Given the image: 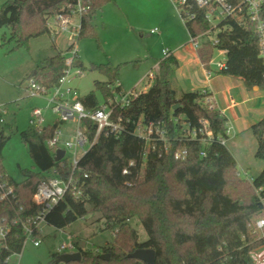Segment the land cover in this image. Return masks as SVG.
<instances>
[{"label":"trees","instance_id":"obj_1","mask_svg":"<svg viewBox=\"0 0 264 264\" xmlns=\"http://www.w3.org/2000/svg\"><path fill=\"white\" fill-rule=\"evenodd\" d=\"M79 0H9L0 8V27L11 32L10 41L18 47L31 39L50 34L49 18L68 14ZM117 0H84L89 9L82 15L78 41L94 36V20L108 3ZM205 9L195 7V21L183 22L189 35H200L209 29ZM219 44L205 43L198 50L199 59L207 71L215 49L228 51L227 69L220 74L242 79L248 88L264 90V64L259 57V41L255 25L248 20L233 18L221 24ZM66 57L58 53L47 59L28 78L51 90L59 84L66 69ZM179 62L172 55L159 63L153 84L139 95L126 111V117L144 118L145 123H161L168 131L170 150L159 145L153 151L146 143L128 132L115 136L104 131L97 143L81 159L74 174L83 191L76 200L68 194L46 216V223L65 229L91 212L101 214L107 228H117L115 239L99 252L79 249L82 259L70 264H145L130 258L138 249L155 251L154 264H255L252 253L264 247V238H257L254 223L264 217V170L252 186L238 173L237 162L227 145L214 141L204 147L189 141L184 161L174 159L179 149L177 139L183 136V123L192 128H208L215 138L226 136L228 119L206 103L207 95L198 92L178 94L172 76ZM106 82H96L95 88L105 98L123 93L119 70L111 64L93 65ZM88 110L99 107L95 92L79 98ZM177 106V107H176ZM176 107V108H175ZM178 120V122H176ZM0 123V181L13 187L14 198L0 202V229H9L6 241L0 245V264L23 251V223L36 217L41 208L33 202L38 185L52 170L67 179L71 169L67 162H56L47 142L63 124L55 121L42 130L29 127L20 138L38 169L24 172V181L11 179L3 166V151L10 136ZM257 141L256 158L264 160V117L251 127ZM95 129L89 137L93 139ZM205 151L206 156L201 157ZM127 171V173H124ZM91 207V210L88 207ZM139 218L148 234V241L139 242L137 231L130 225ZM36 238L41 241L40 233ZM77 247V245H75ZM109 255L104 261L100 255ZM59 255H52L57 264Z\"/></svg>","mask_w":264,"mask_h":264},{"label":"rangeland","instance_id":"obj_2","mask_svg":"<svg viewBox=\"0 0 264 264\" xmlns=\"http://www.w3.org/2000/svg\"><path fill=\"white\" fill-rule=\"evenodd\" d=\"M7 1L9 0H0V8ZM166 2L172 12L165 4L162 5L155 0H117L116 3H108L94 20L95 37L86 36L79 41L73 30L60 33L55 40L47 34L31 39L28 47H18L15 41H10V30L0 27V107L1 111L5 109L8 111L6 116L0 113V117H4L5 130L10 136L3 151V166L11 179L22 182L25 178L24 172H39L20 138V132L30 127L29 117L32 110L35 108L44 110L46 125H52L57 121V116L51 110H46L48 96L34 98L28 97L24 92L31 80L28 77L38 67L44 65L47 59L58 53H63L67 59H73V52L69 47L75 42L77 65L72 70L73 78L68 87L74 90L77 98L95 92L99 105L106 101L104 92L97 91L95 83L106 82L107 79L93 70V65L111 64L118 67L123 92H130L136 87L138 91L145 90L148 85L153 84V80L147 78L143 84L140 83L143 77L146 78L152 72L154 62L163 58L165 50L160 44L161 38L150 35L152 29L150 25L153 21L162 19L166 26V39L173 40L179 32V23L172 16L174 14L181 22L188 45L190 42V35L179 13L170 0ZM51 23L53 24V21ZM72 24L75 27L79 26L80 18L75 17ZM80 70L81 75H75ZM155 71L153 70V74ZM255 88L256 91L259 90ZM252 94L256 96V100L242 107V110H247L245 120L249 125L259 122L264 115L259 109L264 105V90ZM226 102L227 100L223 98L224 106L228 104ZM251 119L253 120L250 121ZM71 126L73 128L75 124L69 123L61 128L67 138L69 135L65 131H69ZM234 128L236 134L227 140L226 145L236 159L238 173L244 180L246 175L256 179L264 170V160L256 158L257 141L248 123L240 122L237 126L234 125ZM88 209L91 210V207ZM130 225L137 231L140 243L148 241V234L139 218H133ZM116 232L117 228H107L106 221L96 212H91L86 218L79 219L61 230L44 224L41 226L40 246L34 247L28 243L21 255L11 258V264H51L52 255L62 254L61 246L72 243L77 245L75 250L64 253H76L79 249L99 252L114 241ZM257 234V238H261V234ZM252 256L256 264H264V247L254 251Z\"/></svg>","mask_w":264,"mask_h":264},{"label":"built area","instance_id":"obj_3","mask_svg":"<svg viewBox=\"0 0 264 264\" xmlns=\"http://www.w3.org/2000/svg\"><path fill=\"white\" fill-rule=\"evenodd\" d=\"M83 1L79 0L75 8L69 7L70 12L68 14L60 13L55 17L49 18V35L52 36L53 40L62 32L74 30L78 41L81 22L79 26L75 27L72 21L77 16L81 20L82 15L89 9L88 6H84ZM170 2L176 8L184 23L196 20L197 15L193 14L195 7L201 10L205 9L204 19L209 24V29L200 35H190L189 45L196 51L200 50L205 43H209L211 46H217L219 44L217 37L221 32V24L224 21L231 18L240 22L242 20H248L255 25L259 41V57L264 64V0H170ZM52 21L53 24L51 23ZM157 31L155 29L152 33H157ZM69 50L73 52L74 57L73 59L66 58L67 67L64 76L60 79L56 87L47 90L31 79L29 80L27 88L24 90L28 97L43 98L48 96L46 110H51L57 116V121L61 124L74 123L75 127L69 135V138L59 128L53 138L47 142V146L54 154V157L58 150L65 152L61 161L67 162V165L71 169V174L67 179H64L59 176V172L52 170L50 176L38 185L37 191L33 196V202L41 208V211L36 217L29 218L23 223L25 234L23 249L28 243H31L34 247L40 246L41 241L36 238V234H41V226L47 224V214L68 194L76 200L83 197V191L80 188L79 181L75 180L74 174L81 159L97 143L101 133L108 131L118 137L128 132L132 126L133 135L142 139L148 149L155 151L157 146L160 145L166 153L170 150L168 131L161 123L147 124L144 118L134 120L126 117L127 109L140 95L136 91L115 94L114 97H108L104 104L99 105L97 109L88 110L79 101V98L76 97L74 90L68 87L73 78L72 70L77 65V48L75 42L71 44ZM163 53L164 58L171 56V52L168 49L164 50ZM215 53H217V57H215ZM215 53L210 61V66L213 65L211 67L215 72L222 73L227 69L228 51L215 49ZM81 73L82 71L80 70L75 75H81ZM212 75V71L208 73L209 78ZM148 78L153 80L154 75L150 74ZM200 92L207 95L206 103L209 107L217 109L210 90L205 88L200 90ZM0 113L2 116H6L8 111L6 109L1 111L0 107ZM4 122V117H0V123ZM45 122L44 110L41 108L33 109L29 118V126L37 130H42L47 126ZM182 125L183 136L177 139L180 147L173 153L174 159L178 161L186 160L188 156L186 146L189 141L201 142L204 147L211 145L214 141L226 145L227 140L235 136L234 127L229 121L226 123L227 139L222 137L215 138L208 128V123H205L199 129L192 128L187 122H184ZM92 128L95 129L93 139L89 137ZM204 156H206V153L202 151L201 157ZM124 173H127V171H124ZM246 181L252 186L254 185V179L247 175ZM256 193L264 205V199L261 198L260 191H256ZM12 197L14 198L13 187L6 182L0 181V202H5ZM254 229L255 233L261 234V238H264V217L255 221ZM8 233L9 229H0V245L6 241ZM75 248L76 246L73 243L70 245H62L60 252H63L62 254H72L73 252H64L68 250L73 251ZM15 255H21V253ZM11 258H8L6 263H11Z\"/></svg>","mask_w":264,"mask_h":264},{"label":"crops","instance_id":"obj_4","mask_svg":"<svg viewBox=\"0 0 264 264\" xmlns=\"http://www.w3.org/2000/svg\"><path fill=\"white\" fill-rule=\"evenodd\" d=\"M155 1L162 3V5L165 4L168 10L171 11V8L168 5V2H166V0ZM172 16L175 18L177 23H179V32L173 40L166 39V26L162 19H156L153 21V23L151 22L152 24L150 25V28L152 29L150 35H152V37H160V44L163 45L165 50L168 49L171 52V55L175 57L179 62V68L175 70L172 76L173 88H176L174 90H176L178 94H181L189 92H198L202 89L208 88L212 93V98L215 101L217 110H219L228 119V121L233 125V127L234 125L237 126V124L240 122H245V124L248 123V126H250L251 128L255 123H250L249 125V122H246L245 113L247 114V110H242V107H246L248 104L256 100V96H254L252 93L256 94V92L259 93L261 90L259 89L256 91V88L250 89L245 85L242 79L217 73L213 70L212 67L210 71H207L199 59L198 52L186 42V34L183 31L181 22L178 20L177 16H175L174 14ZM155 29L158 30L157 33H152V31ZM164 59L165 58L163 56L161 60L154 62L151 67L152 72H150L146 78L143 77L140 84H143L148 78V76L150 74H153V70H156V74L159 63ZM211 71L213 72V75L211 76V78H209L208 73H210ZM119 84L122 86L123 89V84L121 82H119ZM150 87L151 86L148 85L143 91H138V87H136L132 91H136L139 94H142L146 93ZM177 88L179 91L177 90ZM223 98L227 100L226 103L228 104L226 106L223 105ZM259 109H261V112L264 113V105H261ZM242 111L244 112L241 115ZM252 120L253 119H251L250 121ZM73 130L74 127L72 128L71 126V129L69 131H65V133L67 135H70Z\"/></svg>","mask_w":264,"mask_h":264},{"label":"water","instance_id":"obj_5","mask_svg":"<svg viewBox=\"0 0 264 264\" xmlns=\"http://www.w3.org/2000/svg\"><path fill=\"white\" fill-rule=\"evenodd\" d=\"M177 107V106H176ZM175 107V108H176ZM65 152L58 150L56 152L55 161L60 162L64 157ZM130 258L136 259L145 264H154L155 262V251L152 249H138L129 256ZM101 260L108 261L109 255L102 254L99 256ZM82 259L81 253L78 251L72 254H60L56 260L57 264H70L80 262Z\"/></svg>","mask_w":264,"mask_h":264}]
</instances>
